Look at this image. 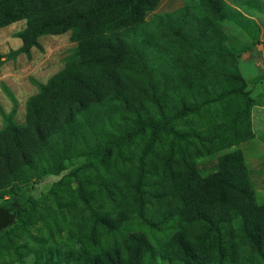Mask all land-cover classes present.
<instances>
[{
  "label": "rangeland",
  "instance_id": "rangeland-1",
  "mask_svg": "<svg viewBox=\"0 0 264 264\" xmlns=\"http://www.w3.org/2000/svg\"><path fill=\"white\" fill-rule=\"evenodd\" d=\"M129 1L0 0V264H264V0Z\"/></svg>",
  "mask_w": 264,
  "mask_h": 264
},
{
  "label": "trees",
  "instance_id": "trees-1",
  "mask_svg": "<svg viewBox=\"0 0 264 264\" xmlns=\"http://www.w3.org/2000/svg\"><path fill=\"white\" fill-rule=\"evenodd\" d=\"M136 5V0H131L127 3V7H133ZM122 8V7H120ZM38 14L39 11H34V14ZM13 12H10L9 9L5 8H0V29L5 27L6 25L11 24L12 22L17 20V17L13 15ZM28 14V13H27ZM26 16V15H25ZM26 18V17H25ZM36 19H32L31 15H27V19H28V26L27 28L21 33L20 37L23 41V45L21 46V48L12 51L7 57L12 59L14 57H16L19 54H28L30 49L32 47H39L38 44V37L46 34V33H50V34H57L59 32H62V30H64L66 27H68V25L71 23V21H74V19L70 20L68 19V25L65 28H54V27H48L47 25H45L43 22L46 21L45 18L38 20L37 17H34ZM75 18H77L75 16ZM66 20V19H65ZM64 20V22H65ZM32 21V23H31ZM0 63H1V59H0ZM69 72H65L62 71L60 73H58L57 75H55L53 77V79L51 80V83L55 82L56 80H61L62 82L66 81L67 78L69 76L72 75H68ZM51 83L48 84L49 87H52ZM7 91L9 93H7L9 95V97L12 96V94L10 93V90L7 89ZM1 113L3 114L4 120H5V127L0 130V164H3V162H7L8 160H10V156L7 150V144L10 143H16V145H14L12 148L15 151V153L18 155V153L21 154V158L24 160V162L31 164V162L34 159V155L36 154L35 149H36V145L34 142H30L27 147L23 148V145L20 143V139L18 137V135L22 132H27V131H32L33 128H35L37 134L38 135L41 131L42 128L38 127V125H34V123L31 121V117L28 118V122L25 126H15L13 124V122L11 121L10 115L9 116H5V114L1 111ZM152 131L153 134L155 136L160 135L161 133H166L167 132V128L165 124H157L152 126ZM7 166H9L8 164H6ZM28 167L32 168V166ZM6 209L9 210H16L17 211V219L19 216V212L23 209H25V204H23L21 202L20 197L14 196L12 198V201L10 202V204L5 207ZM16 219V220H17ZM2 232V231H1ZM0 232V233H1Z\"/></svg>",
  "mask_w": 264,
  "mask_h": 264
},
{
  "label": "water",
  "instance_id": "water-1",
  "mask_svg": "<svg viewBox=\"0 0 264 264\" xmlns=\"http://www.w3.org/2000/svg\"><path fill=\"white\" fill-rule=\"evenodd\" d=\"M17 211L0 208V232L13 225L17 219Z\"/></svg>",
  "mask_w": 264,
  "mask_h": 264
}]
</instances>
